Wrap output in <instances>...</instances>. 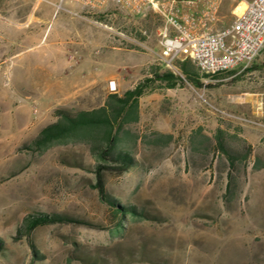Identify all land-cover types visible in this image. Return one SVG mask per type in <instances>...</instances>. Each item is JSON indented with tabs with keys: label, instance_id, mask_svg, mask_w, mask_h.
<instances>
[{
	"label": "rangeland",
	"instance_id": "obj_1",
	"mask_svg": "<svg viewBox=\"0 0 264 264\" xmlns=\"http://www.w3.org/2000/svg\"><path fill=\"white\" fill-rule=\"evenodd\" d=\"M56 2L0 0V264H264V117L242 111L248 92L264 90V47L241 72L216 80L198 73L200 88L157 83L139 98V121L124 125L119 141L135 165L103 174L111 207L93 187L88 145L36 150L32 140L57 109L99 107L152 69L180 72L176 61L169 68L158 60L161 16H72L56 12ZM231 5L223 2L217 28L229 24ZM219 126L237 154L233 168L210 143L188 142L198 128L212 137ZM122 207L137 214L115 213ZM35 215L70 221L26 230Z\"/></svg>",
	"mask_w": 264,
	"mask_h": 264
},
{
	"label": "built area",
	"instance_id": "obj_2",
	"mask_svg": "<svg viewBox=\"0 0 264 264\" xmlns=\"http://www.w3.org/2000/svg\"><path fill=\"white\" fill-rule=\"evenodd\" d=\"M227 0H57L56 12L72 16L107 15L108 9L128 17L153 12L162 17L157 37L160 63L171 68L180 59L191 61L201 76L216 80L250 66L264 47V0H231L228 25L215 28ZM113 15V14H112ZM114 82L109 90L115 91ZM220 117L240 125L258 123L242 114L213 108Z\"/></svg>",
	"mask_w": 264,
	"mask_h": 264
},
{
	"label": "trees",
	"instance_id": "obj_3",
	"mask_svg": "<svg viewBox=\"0 0 264 264\" xmlns=\"http://www.w3.org/2000/svg\"><path fill=\"white\" fill-rule=\"evenodd\" d=\"M176 67L180 76L171 71L159 72L152 69L149 76L140 80L136 85L126 90L122 95L109 93L102 105L89 110L69 111L57 109L55 111L57 120L43 127L38 135L32 140L31 147L36 150H44L55 144L64 143H84L88 145L95 162L92 165V172L95 176L94 188L97 190L100 199L109 206L114 207V203L107 196L103 174L106 171H116L123 173L135 165L131 155L120 146V137L124 132V125L137 123L139 121V98L148 91L153 90L157 83L165 88H175L182 79L195 87H202L200 76L188 59L176 60ZM124 133L128 134L127 131ZM158 137L171 141L169 134H156ZM227 131L220 126L217 127L212 137L201 132L198 128L188 137V142L194 144L199 137L203 143H210L214 153L223 156L228 166L233 168L238 161L237 154L228 146ZM241 157L245 160L249 155ZM257 160L253 163V169H258ZM232 175H227L226 194L230 193ZM127 212L137 214L132 207H122L116 209L115 213L125 215ZM70 221L65 216L35 215L26 218L24 227L30 231L37 226L49 223Z\"/></svg>",
	"mask_w": 264,
	"mask_h": 264
},
{
	"label": "crops",
	"instance_id": "obj_4",
	"mask_svg": "<svg viewBox=\"0 0 264 264\" xmlns=\"http://www.w3.org/2000/svg\"><path fill=\"white\" fill-rule=\"evenodd\" d=\"M215 28L216 25H214ZM157 29V33H158ZM158 42V39H157ZM149 42L146 41H142V42H138L139 45H143L145 46V44ZM155 44L150 42V47H154ZM178 60H184V58H180ZM191 62V61H190ZM103 63H100V65ZM251 65H256V63L254 64V62ZM250 65V67H251ZM108 78L107 77H100L95 79V81L99 80V81H104L106 82ZM248 95H250V97H246L244 98V101L247 102V105L243 108L244 110H242L244 113H247L248 115H258L261 117H264V90L263 89H259L258 91H252V92H248Z\"/></svg>",
	"mask_w": 264,
	"mask_h": 264
}]
</instances>
